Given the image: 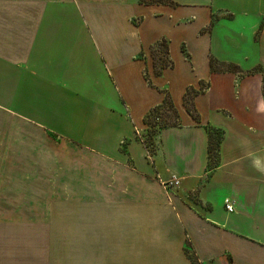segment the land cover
Masks as SVG:
<instances>
[{"label": "crops", "instance_id": "obj_1", "mask_svg": "<svg viewBox=\"0 0 264 264\" xmlns=\"http://www.w3.org/2000/svg\"><path fill=\"white\" fill-rule=\"evenodd\" d=\"M168 1L0 0V264H264V0ZM165 93L180 126L152 157Z\"/></svg>", "mask_w": 264, "mask_h": 264}, {"label": "trees", "instance_id": "obj_2", "mask_svg": "<svg viewBox=\"0 0 264 264\" xmlns=\"http://www.w3.org/2000/svg\"><path fill=\"white\" fill-rule=\"evenodd\" d=\"M140 4L145 6L171 4L168 0H139ZM213 19L207 31H210L214 26ZM167 40H161L151 48V56L154 64V73L157 76L162 75L165 70L172 69L174 63L170 58V49ZM183 52L186 54L185 50ZM210 68L213 73L230 72L241 73V69L235 65H226L215 59H211ZM256 71L263 72L261 68ZM146 80L151 83L148 73L145 75ZM204 84V83H202ZM208 86L201 85L199 90L188 88L184 97V106L187 112L192 116L193 120L200 124V116L195 108V98L204 93ZM144 126L147 127L146 133L141 135L140 140L145 145L150 156H155L159 149V136L161 132L167 128L179 127L180 117L173 104L169 93H165L163 103L150 110L144 119ZM208 133V166L209 172L215 170L220 164V149L224 139V132L212 127H206Z\"/></svg>", "mask_w": 264, "mask_h": 264}, {"label": "built area", "instance_id": "obj_3", "mask_svg": "<svg viewBox=\"0 0 264 264\" xmlns=\"http://www.w3.org/2000/svg\"><path fill=\"white\" fill-rule=\"evenodd\" d=\"M179 184H180V181L178 179H173L170 183H164L163 185L166 189H170V187H178ZM224 204H225V208L227 212L229 213L234 212V205L231 202V200L226 199Z\"/></svg>", "mask_w": 264, "mask_h": 264}, {"label": "rangeland", "instance_id": "obj_4", "mask_svg": "<svg viewBox=\"0 0 264 264\" xmlns=\"http://www.w3.org/2000/svg\"><path fill=\"white\" fill-rule=\"evenodd\" d=\"M146 130H147V127H143V129H142V132H140L141 133V135H143V134H145L146 133ZM139 133V132H138ZM140 137H142V136H140Z\"/></svg>", "mask_w": 264, "mask_h": 264}]
</instances>
